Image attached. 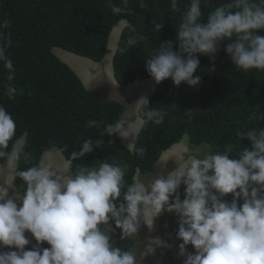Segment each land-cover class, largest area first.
Instances as JSON below:
<instances>
[{
	"label": "trees",
	"instance_id": "1",
	"mask_svg": "<svg viewBox=\"0 0 264 264\" xmlns=\"http://www.w3.org/2000/svg\"><path fill=\"white\" fill-rule=\"evenodd\" d=\"M121 21L111 76L124 86L159 75L132 149L118 133L122 105L94 99L52 51L98 63ZM2 86L11 101L0 109V164L20 141L16 192L32 191L41 155L56 148L82 200L77 231L36 264L77 262L97 231L117 237L118 249L102 257L101 247L82 263L130 264L134 243L103 224V205L126 198L139 209L135 177L184 135L219 157L194 183L179 184V210L164 220L179 247L172 252L264 264V0H0V96ZM4 232L0 224V240Z\"/></svg>",
	"mask_w": 264,
	"mask_h": 264
},
{
	"label": "rangeland",
	"instance_id": "2",
	"mask_svg": "<svg viewBox=\"0 0 264 264\" xmlns=\"http://www.w3.org/2000/svg\"><path fill=\"white\" fill-rule=\"evenodd\" d=\"M123 22L125 21L119 22V24L122 23L120 24L122 27L124 26ZM117 33L118 32H115V34H113V32H111V38L109 36V40L114 47H116L118 42ZM61 53L64 52L57 51V54ZM105 57H109L112 60L113 56L111 52L108 51ZM59 59L61 60V58ZM82 59H84V61L81 64L74 60L69 61L63 59L61 61L76 72L75 74L82 80V82L85 77L87 78L86 80L89 83L87 87L88 91L93 93L99 85L101 86V89L106 88L108 91V98L115 100L122 105L124 111L119 121L118 133L124 145L127 148L132 149L137 130L128 119H134L136 116L139 128L141 120L138 116V111L141 103L148 97V86L144 85L145 82H141L131 86L128 85L125 89L113 87L111 63L107 70L110 73L107 74L106 70L103 67L98 68L95 62L92 63V61L86 58ZM124 118L126 120L125 122ZM129 136L132 140H129ZM55 151L65 164L62 155L57 150ZM218 157V154L213 152L207 145L191 147L187 136L184 135L177 146L163 154V157L158 164L159 166H156L151 173L138 174L135 177L139 192V209L144 215H147V209L151 206L160 207L166 210L176 205L178 189L174 184H176V177H179L180 174L173 165L172 160H175L180 166L182 176H187L188 182L194 183L203 169L214 162ZM52 165H55V162H52ZM0 167L2 168L1 165ZM71 181L75 189V182L72 179ZM54 196L60 197L56 194H54ZM25 203H27L26 199L23 201V206ZM67 203L70 207L69 212H72L75 200L69 199ZM11 205H15V201ZM11 205H4V200L0 199V224L4 225V234L7 233V235L2 238L0 244V264H36L39 259V253H44L49 248L50 244L39 239L37 236H34L31 240L26 236H21L18 240V238H16L20 232V228L17 226L18 220L16 217L14 218L12 214L8 215V210ZM38 208L39 207H35L33 211V215L37 221L36 230L45 232V238L47 237V239L54 240L59 239L63 236L60 229L67 228L69 232L75 229L76 220L68 223L53 218H45L43 220L41 214L38 212ZM23 220L25 221L24 224L28 221L27 218H23ZM137 228V218H135L130 230L134 240V246L130 253L131 264H211L215 261L213 255L208 250H181L172 252L174 248L179 247L175 243L172 244L170 242L172 237L167 229V225L164 226V228H159L160 232L164 233L163 239L164 242H166V245L162 249L158 243L150 244L149 248H142L141 244L138 245L137 243ZM141 232L148 233V230L146 227H141ZM12 240H16V242L18 241L14 248L11 247ZM34 247L37 250L34 249ZM6 254L10 255L7 259L4 258Z\"/></svg>",
	"mask_w": 264,
	"mask_h": 264
},
{
	"label": "clouds",
	"instance_id": "3",
	"mask_svg": "<svg viewBox=\"0 0 264 264\" xmlns=\"http://www.w3.org/2000/svg\"><path fill=\"white\" fill-rule=\"evenodd\" d=\"M122 29L123 27L117 22L112 28L113 31L111 30V32H113V34H115V32H118L117 35L119 39V36L121 33L120 31ZM110 38H111V33H110ZM115 50H116V47H114L111 44L110 40L108 39V51L111 52L112 56L114 55ZM52 51H53L54 56L64 65L66 64L61 61L64 59L61 56V54H66V55H70L73 57L78 56V55L74 56L75 54L67 52L60 48H53ZM57 51H62L64 53L57 54ZM57 56L61 58V60ZM76 58H79L82 61H84V59H82L83 57L80 58V56H78ZM106 63L108 64V67L110 66V63L112 66V60L109 57H104L100 62L96 63V66L98 68L100 67L104 68ZM106 73L109 74L110 72L106 70ZM86 79H87L86 77L83 79L82 84L85 90L94 99L111 100L110 98L107 97L108 91L106 90L105 87H104L105 89H101V86L98 85L96 89L93 91V93L88 91L87 87L89 83L87 82ZM141 82H145L144 85L148 86L147 87L148 97L145 99L147 100L155 92V89L159 82V75L154 74V75L147 77L144 80L133 81L124 86L118 83L115 76L112 77L113 87H118L120 89L121 88L125 89L128 87V85L131 86V85H135L136 83H141ZM4 90H5V87L2 86V93L0 96V109L8 108L5 100H7L8 102L11 101V99H9V96L4 92ZM143 102L141 103V105L143 104ZM140 107H139V110H140ZM136 114H137V111H136ZM122 115H123V112H122ZM138 116H139V111H138ZM125 121L126 120L124 118V122ZM128 121L132 122L133 127L137 130V133H138L142 125V120H141V124L139 128H138V121L136 119V116L134 119H128ZM137 133H136V137H137ZM129 140H132L130 136H129ZM179 143L173 145L167 151L177 146ZM20 148H21V143L20 141H18L10 149L8 153L7 162L5 160L1 161L2 169L0 170V199L4 200V205H11L15 201V205H11V207L9 208L8 215H11L12 212H16V219L18 220L17 226H19L20 228V232L18 233L16 238H18L19 240L21 236H26L27 238H29V240H31L33 239L35 235L39 239L45 242H48L49 244H52L55 241L61 240L75 233L77 229L79 228L82 220H80V218L76 215L74 210L72 212H69L70 207L67 201L69 199H74L77 202V204H80L82 203V200L79 197L78 182L71 176V171L67 165L65 158L62 156L65 160V164H64V162L57 155L55 151L57 150L56 148H51L45 151L40 157L38 174L35 178L32 191L30 193L18 194L16 192V183L20 178H22L24 173H21V171L25 169L24 165L20 166V163H19L18 153L20 151ZM58 152L60 153V151ZM165 152L161 154L156 166H159L158 164L161 161L163 154ZM9 161H12L13 165H11ZM172 161H173L172 162L173 165L176 167L177 171L180 174L179 177H176V184H174L178 189V198H177L176 205L166 210L160 207L151 206L149 209H147V215H144L140 209L133 208L126 198L117 200L115 203H108L107 205H103V206H106L107 209H109L110 211L108 213V218L103 223L108 226V230H113L116 227H118L122 231L128 232L129 237L132 239L134 243L130 230H131L132 222L134 221L135 218H137L138 228L136 230V238H137L138 245L141 244L142 248L144 247L149 248L150 244L158 243L161 249L164 247V239H163L164 233H161L159 228L160 227L164 228V226L167 225L164 220L169 214L177 213L179 210V205H178L179 184L180 183H191V182H188L187 176H182V172L180 171L181 168L177 164V162L175 160H172ZM52 162H55V165H52ZM71 179L75 182V185H76L75 189L73 187ZM54 194L60 197H55ZM25 199L27 200V203H25V205L23 206V201ZM35 207H39L38 212L41 214V217L43 220L45 218H53V219L61 220L63 222H67V223L70 221L76 220L77 222L74 227L75 229L71 232H69L67 228L60 229V232L63 236L59 239L54 240V239H47V237L45 238V232L36 230L37 221H36L35 216L33 215V211ZM81 212H82V209H81ZM23 218L28 219L26 224H24L25 221L23 220ZM141 227H146L148 230V233H142ZM101 229H102V225L99 227L98 230H101ZM6 235L7 233L5 234L3 233L2 238ZM90 237L91 238L89 239L81 256H77L76 258L77 262L74 263L71 260L67 264H83L81 261V257L83 256L84 257L93 256L95 258H99V251L101 247H103L102 257L109 255L112 252H114L116 249H118V245L115 243V241L117 240V237L114 238L113 236L109 235L105 231H97L95 233H92ZM2 238L0 240V244H1ZM17 242L16 240L15 241L12 240L11 247L14 248ZM34 249L36 248L34 247ZM42 254L43 253H39V257ZM9 256H10L9 254H6L4 258L7 259ZM130 264H131V261H130Z\"/></svg>",
	"mask_w": 264,
	"mask_h": 264
},
{
	"label": "crops",
	"instance_id": "4",
	"mask_svg": "<svg viewBox=\"0 0 264 264\" xmlns=\"http://www.w3.org/2000/svg\"><path fill=\"white\" fill-rule=\"evenodd\" d=\"M61 56L64 58V59H67L69 61L71 60H74L75 62H78V63H82L83 61L79 58H76V57H73V56H70V55H66V54H61ZM108 64L106 63L105 66H104V69L105 70H108ZM10 163V162H9ZM11 165H13L12 163H10Z\"/></svg>",
	"mask_w": 264,
	"mask_h": 264
},
{
	"label": "bare ground",
	"instance_id": "5",
	"mask_svg": "<svg viewBox=\"0 0 264 264\" xmlns=\"http://www.w3.org/2000/svg\"><path fill=\"white\" fill-rule=\"evenodd\" d=\"M93 63V62H92ZM10 163H12L13 164V162L12 161H9ZM1 166H2V164H0ZM2 168L0 167V170H1Z\"/></svg>",
	"mask_w": 264,
	"mask_h": 264
}]
</instances>
